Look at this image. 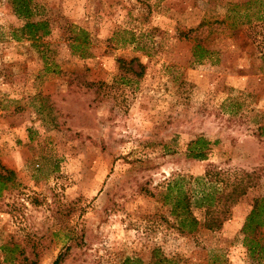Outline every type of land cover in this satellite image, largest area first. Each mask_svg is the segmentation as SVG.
<instances>
[{
  "label": "rangeland",
  "instance_id": "374dc122",
  "mask_svg": "<svg viewBox=\"0 0 264 264\" xmlns=\"http://www.w3.org/2000/svg\"><path fill=\"white\" fill-rule=\"evenodd\" d=\"M14 5L0 264H264V0H30L39 38Z\"/></svg>",
  "mask_w": 264,
  "mask_h": 264
},
{
  "label": "trees",
  "instance_id": "16d2710c",
  "mask_svg": "<svg viewBox=\"0 0 264 264\" xmlns=\"http://www.w3.org/2000/svg\"><path fill=\"white\" fill-rule=\"evenodd\" d=\"M15 2H16V5H14L15 14L17 16H22L23 18L27 20V22L19 29V32L21 33L23 37L39 38L40 36H46L49 34L50 31H49V25L47 21H38V22L29 21L31 13H32L31 8L29 6L30 0H15ZM74 45L75 44H73L72 42L70 46L74 47ZM193 50H194L193 56L196 61L200 62L202 59L207 58L206 55L208 54V50L202 48L199 44H195ZM120 63L122 66L124 65L123 62H120ZM135 66L137 67V72H134V73H136L137 76H140L142 74L143 66L139 63H135ZM190 144L192 145V147L190 148V151L192 152V150L194 149L196 151L195 153L192 152V154L191 153L189 154L191 158L203 159L205 157L204 149L207 146V141L204 138H198ZM261 202L264 203V198H261L255 201L253 209L248 214V217L244 224V230L245 228L251 227L252 224L259 223L258 222L259 220H257V217L263 210V207L261 206L262 204ZM190 222L192 224H195L196 220L191 218ZM204 227L207 229H211L212 225H206V226L204 225ZM57 262H58V259H56L53 264H57ZM151 264H158V262H152Z\"/></svg>",
  "mask_w": 264,
  "mask_h": 264
}]
</instances>
